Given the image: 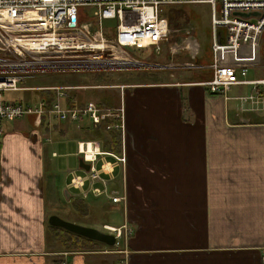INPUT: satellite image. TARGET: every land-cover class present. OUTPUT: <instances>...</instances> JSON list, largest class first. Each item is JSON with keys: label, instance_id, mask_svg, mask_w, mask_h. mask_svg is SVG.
Here are the masks:
<instances>
[{"label": "crops", "instance_id": "crops-1", "mask_svg": "<svg viewBox=\"0 0 264 264\" xmlns=\"http://www.w3.org/2000/svg\"><path fill=\"white\" fill-rule=\"evenodd\" d=\"M170 60L157 62L162 65L154 68L170 71L180 67L168 66ZM256 67L264 68L263 64ZM136 69L146 68L130 70ZM251 69L249 79H260L254 78L257 71ZM203 71L174 81L120 84L134 86L133 90L141 85L168 88L165 95L176 105L169 129L170 202L128 211L132 233L123 251L87 242L84 249L89 250L68 252L51 236L44 190L47 150L40 132L45 126H38L33 115H28L32 131L7 132L4 124L0 264H264V85L256 89L252 84L235 85L227 94H214L202 86L211 77L208 67ZM170 77H177L173 70ZM251 95L254 102L240 98ZM157 135L163 144V132ZM127 138L125 131L126 142ZM129 139L136 144L134 132ZM89 143L94 144H82ZM110 163L105 169L111 168ZM104 177L108 189H116L109 188L115 181L113 173ZM121 186L117 188L124 195ZM86 187L89 191L90 184ZM56 197L54 191L51 198Z\"/></svg>", "mask_w": 264, "mask_h": 264}, {"label": "built area", "instance_id": "built-area-1", "mask_svg": "<svg viewBox=\"0 0 264 264\" xmlns=\"http://www.w3.org/2000/svg\"><path fill=\"white\" fill-rule=\"evenodd\" d=\"M195 3H209L214 8L211 25L212 61H171L168 66L208 67L211 77L201 83L216 94H227L235 85L252 84L255 89L259 84L264 85V76L257 80L248 77L251 68L261 64L264 67V0H0V139L4 135L5 122L26 115L35 116V123L47 128L51 127L54 118L62 123H76L78 127L88 122L94 127L120 131L123 136L121 154L104 151L99 144H94L101 151H96L93 158H89L88 148L84 150L81 147L85 141L79 142L78 153L92 166L88 172L72 171L69 188L82 196H88L89 192L94 195L109 194L113 202H124L125 194H121L118 189L109 190L103 176L114 173L117 165L123 171L125 168L127 157L123 107H105L95 101L79 103L74 98L73 103H69L68 90L82 86L29 88L22 86V83L27 75L34 74L109 72L143 66L146 63L132 56L128 48L153 47L157 53H161L162 44L169 41L174 31L169 19L161 15L162 7ZM86 7L94 9V21L91 23L82 22ZM237 12L252 14L244 17ZM106 20H115L116 23L106 24ZM193 31L194 27L187 25L182 44L177 42L170 45V52L180 53L187 49L192 50L196 57L198 40L195 38L196 49L190 43L194 37ZM160 65L155 63L153 67ZM23 89L48 92L52 94L51 101L42 98L30 104L4 97L5 92ZM240 98L243 101H255L254 95ZM105 156L115 158L116 164L112 166ZM106 163L111 164L108 170L105 169ZM88 183L89 191V187H86ZM108 228L116 234L117 244H120L121 239L126 244L132 233V228L126 222Z\"/></svg>", "mask_w": 264, "mask_h": 264}, {"label": "rangeland", "instance_id": "rangeland-1", "mask_svg": "<svg viewBox=\"0 0 264 264\" xmlns=\"http://www.w3.org/2000/svg\"><path fill=\"white\" fill-rule=\"evenodd\" d=\"M162 8L164 12L165 10L167 11V14L169 11L172 13L171 27L174 31L170 34L169 41L162 44L161 53H157L153 47L148 49L128 48L132 56L144 62L149 61L148 63L167 61L170 60V56L173 57L174 62H196L192 50L184 49L181 56L176 55L178 53H171L169 50V46L172 44L177 42L182 44V40L185 39L187 25L194 27L192 35L194 37L190 39L193 49L197 48L196 39L198 40L196 55L204 56L207 52H210L212 43L210 30L212 33V12L214 9L211 4H175L170 6L165 5ZM93 11L92 7H86V14L82 22L91 23L94 21ZM105 23L115 24L116 21L106 20ZM159 69H125L109 72H52L27 75L25 77L22 86L29 88L81 85L82 88L68 90V92L75 94L79 103H84L85 101H95L98 103L101 99H105L103 101L109 102L112 107L122 106L124 109V122L126 134L128 135L127 142H125L127 161L123 174H121L120 166L117 165L115 167L113 173L115 181L113 180L114 182L112 183L114 185L111 184L109 187L112 188L114 186V188L120 189L117 187L123 186L126 196L124 203H113L112 199L108 197L109 194L94 195L93 193H89L91 196L86 197L89 205L86 208L82 206L77 208L78 202L84 198L77 191L69 188L67 181L70 180L72 171L84 172L79 166V159L82 155L78 153V130L74 129L75 124H70L68 128L65 126V122H58L54 118L51 121L50 128L46 126L40 127L42 142L45 144L47 150L45 154L47 176H45L44 190L47 200L46 215L48 219L50 215L56 214L70 222L110 232L107 229L108 226L118 227L125 222L128 224L130 221L127 217L128 211H140L144 206L168 204L170 202L169 169L172 144H169V129L176 111L173 99L165 95L170 90L163 87L151 88V85H141L143 88L133 90L131 87L134 86H121L120 84L127 81H174L180 79V77L184 78L185 75L187 78H192L196 73L204 71L203 68L175 67L172 70L177 77L174 78L170 77L172 70L164 71ZM253 71H257L254 78L264 76L262 67L251 69V72ZM203 87L209 91L206 86ZM43 93L48 94V92L42 90L23 89L5 92L4 97L10 101L35 104L42 99ZM36 97L37 100H35ZM83 124H88V122H84ZM23 128L29 131H32V128H34L28 115L5 123V130L7 132ZM64 130L65 134H63ZM157 131L164 134L163 144L161 138L157 135ZM132 132L135 134L136 144H132L131 139H129V134ZM96 143L98 142H95V145H98ZM99 145L101 147V144ZM96 147L99 148L98 146L94 148ZM54 152L56 155H54ZM105 159L113 163L117 162L111 156H105ZM65 188H69L71 194L76 196L75 202L66 198L64 193ZM54 191L57 197L52 199L51 195ZM144 194L145 196H143ZM81 207L83 211L80 210ZM136 215L139 216V213ZM107 224L108 226H105ZM48 226L49 223L47 224ZM129 226L131 227V225ZM124 244V239H121L119 247H123Z\"/></svg>", "mask_w": 264, "mask_h": 264}, {"label": "trees", "instance_id": "trees-1", "mask_svg": "<svg viewBox=\"0 0 264 264\" xmlns=\"http://www.w3.org/2000/svg\"><path fill=\"white\" fill-rule=\"evenodd\" d=\"M167 6H170V5H167ZM161 15H163L169 19L170 26H171L172 25V13L169 11L167 14V11L165 10V12H164V10L162 8ZM210 34H211V38H212L211 30H210ZM195 59L199 63H210L212 61V43H211L210 52H207V54L204 56L197 55L195 57ZM68 95H69L68 96V102L73 103L72 99L74 98V96L72 97L69 93H68ZM51 96H52V94H50V93H48V94L43 93L41 98H43V97L48 98V100L51 101L50 100ZM35 100H37V97L35 98ZM103 100H105V99H101L98 102V104L101 106L103 105L105 107H112V105L109 102H106ZM70 124H75L74 129L78 130L77 135H79L80 141H98L101 144L102 150L113 152L115 154H121L122 153L123 140H122V135H121L120 131H118L116 129L106 130L102 126L94 127L90 123L83 124L82 127H78V125L76 123L66 122L65 126L69 128ZM63 133H65V130L63 131ZM70 199L72 201H74L76 198L71 196ZM78 203H79L78 206H76L77 208H79V206L86 208V206L89 205V203L87 202V198L81 199ZM82 207L80 210L83 211ZM48 227L51 230V233H50L51 236L54 237L57 241L59 240L64 245V247L66 248V251H68V252L80 251V250H89V249H84V247L88 246L87 242H90V243L91 242H97V241L85 238L83 236H80L78 234L72 233L70 231H67L64 228L55 227V226H51V225H49Z\"/></svg>", "mask_w": 264, "mask_h": 264}, {"label": "water", "instance_id": "water-1", "mask_svg": "<svg viewBox=\"0 0 264 264\" xmlns=\"http://www.w3.org/2000/svg\"><path fill=\"white\" fill-rule=\"evenodd\" d=\"M255 13L258 14V12H255ZM237 14H240L244 17H249V16H251L252 13L237 12ZM152 66L153 65L147 63V64H144L143 66H141V68H152ZM79 166L81 169L88 172L91 169L92 163L86 162L84 160V157L82 156L79 159ZM64 193H65L67 199H70L71 196L73 197V194H71L69 188H65ZM48 223L51 226L64 228L67 231L78 234V235L83 236L85 238H88V239H91V240H94L97 242H101L104 245L109 246V247H114V246L118 245L117 244V236L112 231L105 232V231H102V230L95 228V227L85 226V225L77 224L74 222H70V221L63 219L62 217H60L59 215H56V214H52L49 216Z\"/></svg>", "mask_w": 264, "mask_h": 264}, {"label": "bare ground", "instance_id": "bare-ground-1", "mask_svg": "<svg viewBox=\"0 0 264 264\" xmlns=\"http://www.w3.org/2000/svg\"><path fill=\"white\" fill-rule=\"evenodd\" d=\"M102 106H103V105H102ZM86 146H88V147H86ZM81 147H82L84 150H86V148H88L87 155H88L89 158H93L94 153H95L96 151H101L100 149H97V147L94 148L95 146H94L93 144H91V143H89V144H82ZM108 166H109V165H108ZM105 167H106V166H105Z\"/></svg>", "mask_w": 264, "mask_h": 264}, {"label": "flooded vegetation", "instance_id": "flooded-vegetation-1", "mask_svg": "<svg viewBox=\"0 0 264 264\" xmlns=\"http://www.w3.org/2000/svg\"><path fill=\"white\" fill-rule=\"evenodd\" d=\"M263 88H264V86H263Z\"/></svg>", "mask_w": 264, "mask_h": 264}]
</instances>
